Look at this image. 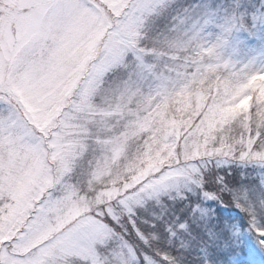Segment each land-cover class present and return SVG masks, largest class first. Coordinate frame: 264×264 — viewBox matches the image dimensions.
<instances>
[{
	"label": "clouds",
	"instance_id": "1",
	"mask_svg": "<svg viewBox=\"0 0 264 264\" xmlns=\"http://www.w3.org/2000/svg\"><path fill=\"white\" fill-rule=\"evenodd\" d=\"M112 3L54 0L37 33L6 49L31 77L32 111L10 80L0 94V119L14 118L20 138L0 183V249L13 264H199L217 209L235 210L226 222L238 233L264 228V101L237 95L264 77L256 6L242 3L225 33L191 0ZM206 32L237 47L223 72L193 71L197 57L208 63Z\"/></svg>",
	"mask_w": 264,
	"mask_h": 264
},
{
	"label": "rangeland",
	"instance_id": "2",
	"mask_svg": "<svg viewBox=\"0 0 264 264\" xmlns=\"http://www.w3.org/2000/svg\"><path fill=\"white\" fill-rule=\"evenodd\" d=\"M53 2L54 0H0V94L5 90L6 80H18L21 77H26L31 82L30 73L16 72L17 61L14 56L6 54V49H10L21 37L36 34ZM63 2L67 5L71 0H63ZM140 2L146 11H152L158 8L164 0H140ZM191 2L198 6H203L206 22L225 33L229 32L234 25L239 23L240 16L235 10L242 3L254 4L256 6V14L259 15L261 13L260 0H191ZM225 5L230 6L231 12L226 10ZM116 6H118V0H113L110 7ZM249 19L251 26L257 29V31L264 28V24L252 22L253 14L249 15ZM86 23L87 19H84L80 22V26L83 27ZM211 35V33H204L201 43L206 46H202L200 49L201 56L208 63L201 64V58L197 57L193 64V71H196V65L198 64L206 75L225 71L230 66L229 62L233 61L238 54L234 42L229 43L222 38L221 40L224 41L223 44L210 43L209 38ZM258 57L259 53L257 52L255 58ZM257 79L264 80V77L255 75L253 79L249 80L245 88L237 92V95L242 94L246 89H251L252 92H258L259 101H264V84L257 85ZM11 91L15 92L21 98L25 108L32 111L31 106L23 101V90L15 89ZM250 100L251 95L244 96L237 105V108L247 110ZM255 118L264 119V112H256ZM19 144L20 138L15 130L12 140H9L8 133L0 132V183L4 180V172L15 165ZM211 241H219L221 247L225 244L223 239L217 240L213 238Z\"/></svg>",
	"mask_w": 264,
	"mask_h": 264
},
{
	"label": "snow or ice",
	"instance_id": "3",
	"mask_svg": "<svg viewBox=\"0 0 264 264\" xmlns=\"http://www.w3.org/2000/svg\"><path fill=\"white\" fill-rule=\"evenodd\" d=\"M252 22L264 24V11H261L259 15L254 12ZM223 43V40L218 41V45ZM254 77L255 74L249 77L246 83L241 84L238 92L240 89L245 88L249 80ZM30 86L31 84L26 77L10 80L9 84L11 90H24ZM17 128L18 123L11 116L6 119H0V132L8 133L9 140H12L14 130ZM217 212L220 217V226L218 228H207L206 233L209 240L213 238L217 240L223 239L225 244L223 247L208 245L210 251L208 264H264V261L259 259L264 257V228L247 225L243 233H238L233 224L226 222L235 219V217H225L221 209H217ZM180 227L183 228L184 225L181 224ZM229 233L232 234L230 238L227 235ZM0 264H13L12 257L4 249H0Z\"/></svg>",
	"mask_w": 264,
	"mask_h": 264
},
{
	"label": "trees",
	"instance_id": "4",
	"mask_svg": "<svg viewBox=\"0 0 264 264\" xmlns=\"http://www.w3.org/2000/svg\"><path fill=\"white\" fill-rule=\"evenodd\" d=\"M224 1H227V0H224ZM255 4H256V2H255ZM245 171H251V170L245 169ZM238 172H239V170H236L233 172V175H232L233 182H236ZM222 214L224 216H234L237 213L235 212V210H233V211L230 210L228 212H223ZM237 223H240V221H237ZM178 228H179V226H178ZM180 230H182V229H180ZM209 244H212L214 246L218 245L221 247V243L219 241L213 242V241L209 240L208 236L205 232L204 233V239L200 241L199 247L196 249V253L193 255L192 259L195 261H198L199 264H208V256L210 255V251L208 249ZM259 259L261 261H264V257H260Z\"/></svg>",
	"mask_w": 264,
	"mask_h": 264
}]
</instances>
